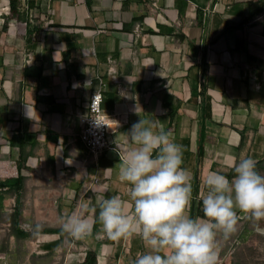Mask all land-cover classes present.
<instances>
[{
  "label": "crops",
  "instance_id": "1",
  "mask_svg": "<svg viewBox=\"0 0 264 264\" xmlns=\"http://www.w3.org/2000/svg\"><path fill=\"white\" fill-rule=\"evenodd\" d=\"M19 2L14 10L0 0V264H84L89 252L95 264H133L144 241L108 239L95 197L118 195L131 212L119 152L141 118L161 121L183 145L194 217L210 172L231 180L240 157L264 160V0H157L154 13L151 0ZM96 74L104 109L128 115L98 155L79 117ZM70 215L94 221L92 234L62 231ZM240 215L231 238L217 237L218 260L264 231V220L257 230Z\"/></svg>",
  "mask_w": 264,
  "mask_h": 264
},
{
  "label": "clouds",
  "instance_id": "2",
  "mask_svg": "<svg viewBox=\"0 0 264 264\" xmlns=\"http://www.w3.org/2000/svg\"><path fill=\"white\" fill-rule=\"evenodd\" d=\"M95 123L103 124L97 119ZM126 135L130 146L122 149L123 155L119 152V178L130 185L131 212L120 196L106 197L100 192L95 197L96 222L112 241L133 235L144 241L146 250L137 253L133 264H217V237L231 238L241 213L259 230L264 220V175L255 159L240 157L234 162L231 180L221 172H210L208 191L202 197L203 216L194 217L191 177L182 166L183 145L175 142L159 120L141 118ZM65 163L70 165L72 160ZM94 223L70 215L61 228L82 239L92 234ZM42 228L43 224H35L33 235Z\"/></svg>",
  "mask_w": 264,
  "mask_h": 264
},
{
  "label": "built area",
  "instance_id": "3",
  "mask_svg": "<svg viewBox=\"0 0 264 264\" xmlns=\"http://www.w3.org/2000/svg\"><path fill=\"white\" fill-rule=\"evenodd\" d=\"M150 4L151 12H156L158 9L157 0H151ZM8 8H6L5 13L8 12ZM31 60L32 58L29 56L27 62L31 63ZM108 73L115 82L119 83L117 70L114 65L109 67ZM88 83L93 85L94 89L87 105V111L79 113L81 125L80 137L89 151L94 155H98L105 149L113 148L108 139L110 128L114 124L119 125L127 121L128 115L126 112L119 113L104 109L103 81L98 74L88 79ZM96 119L103 122V124L97 126L95 123Z\"/></svg>",
  "mask_w": 264,
  "mask_h": 264
},
{
  "label": "rangeland",
  "instance_id": "4",
  "mask_svg": "<svg viewBox=\"0 0 264 264\" xmlns=\"http://www.w3.org/2000/svg\"><path fill=\"white\" fill-rule=\"evenodd\" d=\"M261 175H264V167L261 169ZM264 231L257 232L248 240L235 244L231 250L218 260L217 264H232V260L239 258L241 264H264Z\"/></svg>",
  "mask_w": 264,
  "mask_h": 264
},
{
  "label": "trees",
  "instance_id": "5",
  "mask_svg": "<svg viewBox=\"0 0 264 264\" xmlns=\"http://www.w3.org/2000/svg\"><path fill=\"white\" fill-rule=\"evenodd\" d=\"M19 0H11V7H12V9H14V10H16L17 9V6L19 5ZM19 145H21V143L18 141L17 142ZM263 163H264V160H260V161H258V163H257V170L260 172V170L262 169V167H264V165H263ZM24 178L21 176V175H19L16 179H15V181H17V182H21L22 180H23ZM10 181H12L11 180V178H9V179H7V180H5L3 183L4 184H7L8 182H10ZM200 206H202V200H200V202H199V208H200ZM202 215H203V212H200ZM53 231V230H57V229H50V231ZM20 234H22V235H25L24 233H20ZM89 258H91V259H89ZM239 259V258H238ZM237 258H235V259H233L232 260V264H241V262L239 263V260H238ZM84 264H95V255L94 254H91L90 252L89 253H87V256H86V259H85V261H84Z\"/></svg>",
  "mask_w": 264,
  "mask_h": 264
}]
</instances>
